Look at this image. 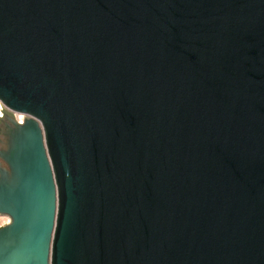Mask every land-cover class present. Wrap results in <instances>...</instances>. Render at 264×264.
<instances>
[{
    "label": "water",
    "instance_id": "water-1",
    "mask_svg": "<svg viewBox=\"0 0 264 264\" xmlns=\"http://www.w3.org/2000/svg\"><path fill=\"white\" fill-rule=\"evenodd\" d=\"M0 103V264H264V0H0Z\"/></svg>",
    "mask_w": 264,
    "mask_h": 264
},
{
    "label": "rangeland",
    "instance_id": "rangeland-1",
    "mask_svg": "<svg viewBox=\"0 0 264 264\" xmlns=\"http://www.w3.org/2000/svg\"><path fill=\"white\" fill-rule=\"evenodd\" d=\"M4 112H7V111L4 109V107H3L2 104L0 103V118L2 117V114H3ZM20 116H22V115H20ZM20 118H21V117H20ZM22 118H23V116H22ZM8 222H9V219H8L7 217H5V216H3V215H0V227L6 225Z\"/></svg>",
    "mask_w": 264,
    "mask_h": 264
},
{
    "label": "built area",
    "instance_id": "built-area-1",
    "mask_svg": "<svg viewBox=\"0 0 264 264\" xmlns=\"http://www.w3.org/2000/svg\"><path fill=\"white\" fill-rule=\"evenodd\" d=\"M16 119L18 122H21L23 120V118H18L17 116H16Z\"/></svg>",
    "mask_w": 264,
    "mask_h": 264
},
{
    "label": "flooded vegetation",
    "instance_id": "flooded-vegetation-1",
    "mask_svg": "<svg viewBox=\"0 0 264 264\" xmlns=\"http://www.w3.org/2000/svg\"><path fill=\"white\" fill-rule=\"evenodd\" d=\"M5 113H6V112H5ZM5 113H3V114H2V117H1L0 119H2V118H3V115H4ZM15 118H16V116H15Z\"/></svg>",
    "mask_w": 264,
    "mask_h": 264
},
{
    "label": "bare ground",
    "instance_id": "bare-ground-1",
    "mask_svg": "<svg viewBox=\"0 0 264 264\" xmlns=\"http://www.w3.org/2000/svg\"><path fill=\"white\" fill-rule=\"evenodd\" d=\"M17 117H18V118H20V117L22 118V116H20V115H17Z\"/></svg>",
    "mask_w": 264,
    "mask_h": 264
}]
</instances>
